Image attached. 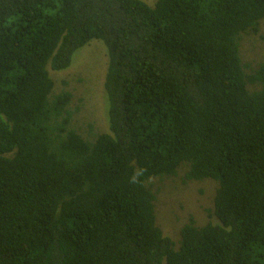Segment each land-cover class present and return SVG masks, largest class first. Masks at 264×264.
Instances as JSON below:
<instances>
[{
	"label": "trees",
	"instance_id": "obj_1",
	"mask_svg": "<svg viewBox=\"0 0 264 264\" xmlns=\"http://www.w3.org/2000/svg\"><path fill=\"white\" fill-rule=\"evenodd\" d=\"M263 20L264 0H0V264H264V61L240 55ZM91 41L108 133L84 137L48 71ZM181 174L217 188L175 243L154 179Z\"/></svg>",
	"mask_w": 264,
	"mask_h": 264
},
{
	"label": "rangeland",
	"instance_id": "obj_2",
	"mask_svg": "<svg viewBox=\"0 0 264 264\" xmlns=\"http://www.w3.org/2000/svg\"><path fill=\"white\" fill-rule=\"evenodd\" d=\"M153 5L156 0H141ZM240 55L244 63L255 67L264 61V20L259 34L243 37ZM108 58L105 47L99 41L77 51L71 66L64 71L49 70L54 90L63 88L73 94V104L80 109L74 118V128L84 137L92 133H108L107 102L104 81ZM65 83V85H64ZM90 125V126H89ZM180 173V172H179ZM182 174L172 179H154L157 189L155 202L156 224L165 236L178 242L181 228L192 219L196 226H203L212 219L213 199L217 184L213 181L182 182Z\"/></svg>",
	"mask_w": 264,
	"mask_h": 264
}]
</instances>
